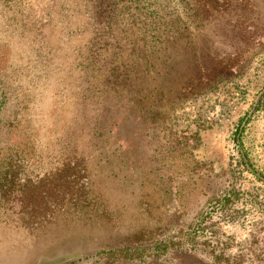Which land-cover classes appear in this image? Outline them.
<instances>
[{
  "label": "rangeland",
  "instance_id": "rangeland-1",
  "mask_svg": "<svg viewBox=\"0 0 264 264\" xmlns=\"http://www.w3.org/2000/svg\"><path fill=\"white\" fill-rule=\"evenodd\" d=\"M0 264H264V0H0Z\"/></svg>",
  "mask_w": 264,
  "mask_h": 264
},
{
  "label": "trees",
  "instance_id": "trees-1",
  "mask_svg": "<svg viewBox=\"0 0 264 264\" xmlns=\"http://www.w3.org/2000/svg\"><path fill=\"white\" fill-rule=\"evenodd\" d=\"M237 131H238V135H239V132H241V128H238ZM238 137H239V136H238ZM238 139H239V138H238Z\"/></svg>",
  "mask_w": 264,
  "mask_h": 264
}]
</instances>
